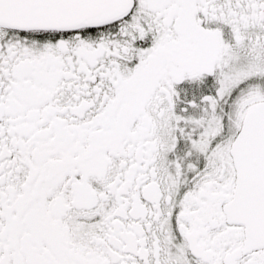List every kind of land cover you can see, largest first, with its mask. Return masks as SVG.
Segmentation results:
<instances>
[{
    "label": "snow or ice",
    "instance_id": "snow-or-ice-1",
    "mask_svg": "<svg viewBox=\"0 0 264 264\" xmlns=\"http://www.w3.org/2000/svg\"><path fill=\"white\" fill-rule=\"evenodd\" d=\"M0 264H264V0H0Z\"/></svg>",
    "mask_w": 264,
    "mask_h": 264
}]
</instances>
